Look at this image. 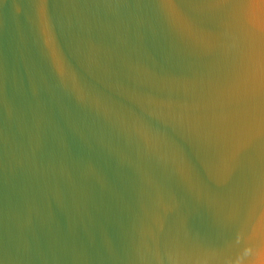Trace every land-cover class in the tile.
Listing matches in <instances>:
<instances>
[{
    "label": "water",
    "instance_id": "obj_1",
    "mask_svg": "<svg viewBox=\"0 0 264 264\" xmlns=\"http://www.w3.org/2000/svg\"><path fill=\"white\" fill-rule=\"evenodd\" d=\"M0 264H264V0H0Z\"/></svg>",
    "mask_w": 264,
    "mask_h": 264
}]
</instances>
